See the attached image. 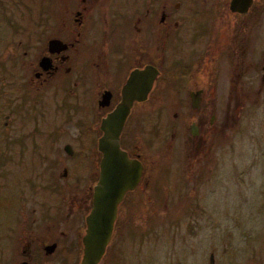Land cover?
Instances as JSON below:
<instances>
[{
  "label": "flooded vegetation",
  "instance_id": "obj_1",
  "mask_svg": "<svg viewBox=\"0 0 264 264\" xmlns=\"http://www.w3.org/2000/svg\"><path fill=\"white\" fill-rule=\"evenodd\" d=\"M129 77L134 90L149 89L132 102L118 143L141 171L117 203L96 264L152 263L135 231L147 222L136 209L150 205L153 160L143 146L155 129L169 150L167 177L197 182L214 169L218 126L231 131L252 109L257 216L238 220V239L229 232L217 240L214 231L206 241L197 200V216L181 220L179 233L165 223L163 257L264 264V0H0V264H80L102 120ZM150 113L164 120L150 125ZM184 234L193 240L187 250Z\"/></svg>",
  "mask_w": 264,
  "mask_h": 264
},
{
  "label": "rangeland",
  "instance_id": "obj_2",
  "mask_svg": "<svg viewBox=\"0 0 264 264\" xmlns=\"http://www.w3.org/2000/svg\"><path fill=\"white\" fill-rule=\"evenodd\" d=\"M163 99V104H166L171 97H164ZM257 112L252 109V112L243 113L231 131L225 127V122L220 124L221 127L218 126L214 169L210 174L203 175L201 180L197 182L194 181L195 176L173 174L167 177L165 155L167 152L169 153V150L163 148L159 143L157 138L159 129L153 131L152 142L148 140L147 144L143 146L153 160L152 177H150L152 185V192L149 193L150 205L147 208L136 209V216L142 221H144L143 217L145 216L147 222L141 223V225L137 224L135 231L137 249L140 250V255L146 256L147 254L144 253H147V249H149L153 258L151 264H165L163 257L165 250L163 227L165 223L170 224V228L179 233L180 229L176 228L182 226L179 225L181 220L186 221L188 218L197 216L191 208L197 200L202 205L201 213L198 214L202 228L200 235L202 238L207 236L206 241H209L214 231L217 240L229 232L238 239L240 237L236 225L239 223L238 220L257 216L253 206L257 202L258 173L256 165L250 166L249 161L252 156H250V152H253V149L254 155H256ZM149 115L151 116H148V119L152 120L150 125L155 124L156 121L159 122L161 119L164 120L163 114L150 113ZM221 115L224 116V113ZM167 118L172 122V113H169ZM136 128L138 130L137 126ZM231 139L232 146L237 148L230 156L228 146ZM241 141L242 143H240ZM248 142H251L252 145L247 144ZM243 143L244 148L242 150L239 146ZM165 179L167 180L165 181ZM165 185L168 191L164 188ZM204 225L206 226L204 227ZM188 242H193L192 237L184 234V250H187ZM136 264H143V262L141 259H137Z\"/></svg>",
  "mask_w": 264,
  "mask_h": 264
},
{
  "label": "water",
  "instance_id": "obj_3",
  "mask_svg": "<svg viewBox=\"0 0 264 264\" xmlns=\"http://www.w3.org/2000/svg\"><path fill=\"white\" fill-rule=\"evenodd\" d=\"M129 77L116 107L102 120L103 136L99 148L103 151L101 175L95 184L92 208L87 215V231L83 237L84 252L80 264H96L108 241L117 203L127 189H132L139 178L141 166L130 159L118 143L123 122L133 101L144 98L148 86L133 88Z\"/></svg>",
  "mask_w": 264,
  "mask_h": 264
}]
</instances>
